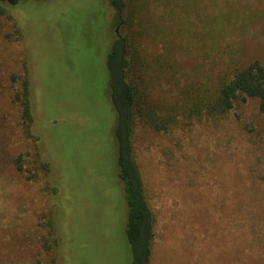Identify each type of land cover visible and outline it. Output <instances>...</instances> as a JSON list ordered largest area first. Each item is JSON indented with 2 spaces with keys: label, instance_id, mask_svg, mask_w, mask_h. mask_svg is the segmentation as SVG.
Returning <instances> with one entry per match:
<instances>
[{
  "label": "rangeland",
  "instance_id": "1",
  "mask_svg": "<svg viewBox=\"0 0 264 264\" xmlns=\"http://www.w3.org/2000/svg\"><path fill=\"white\" fill-rule=\"evenodd\" d=\"M0 7V264H133L108 69L130 32L111 0ZM150 10L161 35L135 28L150 64L145 91L174 118L160 131L137 119L132 136L155 223L150 264H264L258 100L223 116L184 107L234 64L264 63V0H166ZM26 63L40 150L14 101Z\"/></svg>",
  "mask_w": 264,
  "mask_h": 264
},
{
  "label": "trees",
  "instance_id": "2",
  "mask_svg": "<svg viewBox=\"0 0 264 264\" xmlns=\"http://www.w3.org/2000/svg\"><path fill=\"white\" fill-rule=\"evenodd\" d=\"M160 1L166 0H111V6L118 19L130 32L114 44L109 54L108 69L110 97L117 114L115 137L118 146V170L128 208L126 234L134 253L133 264H150L155 237L154 216L145 197L132 146L135 122L138 119L158 131L169 128L174 122L172 114H160L162 106L152 103L145 91L150 64L147 58L138 56L140 51L135 42L140 36V33H136V26L147 25L149 30L161 35V30L157 26L154 27L150 18L151 5ZM19 2L20 0H0V4L11 7L17 6ZM0 13L6 15L2 7ZM152 69L154 72L158 70L154 66ZM18 82L20 86L14 101L20 107L21 124L26 138H34L39 149V139H36L32 132L34 119L27 63ZM212 88L204 83L201 89L198 88V93H188L186 104L188 100L192 106L184 104V107H190L193 114L204 112L209 116H223L234 108L236 101L252 98L258 100L259 109L264 115V63L261 61L254 60L247 65L234 64L230 77L221 78ZM20 161L21 158L18 159V169L23 171ZM41 167L48 173L51 171L49 163H41Z\"/></svg>",
  "mask_w": 264,
  "mask_h": 264
},
{
  "label": "flooded vegetation",
  "instance_id": "3",
  "mask_svg": "<svg viewBox=\"0 0 264 264\" xmlns=\"http://www.w3.org/2000/svg\"><path fill=\"white\" fill-rule=\"evenodd\" d=\"M117 33H118V30H117ZM119 38H121V37H119Z\"/></svg>",
  "mask_w": 264,
  "mask_h": 264
}]
</instances>
